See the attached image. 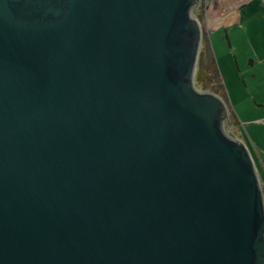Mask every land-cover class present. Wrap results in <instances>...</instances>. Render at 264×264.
<instances>
[{"label": "water", "instance_id": "water-1", "mask_svg": "<svg viewBox=\"0 0 264 264\" xmlns=\"http://www.w3.org/2000/svg\"><path fill=\"white\" fill-rule=\"evenodd\" d=\"M201 1L0 0V264H264Z\"/></svg>", "mask_w": 264, "mask_h": 264}, {"label": "crops", "instance_id": "crops-1", "mask_svg": "<svg viewBox=\"0 0 264 264\" xmlns=\"http://www.w3.org/2000/svg\"><path fill=\"white\" fill-rule=\"evenodd\" d=\"M246 2L248 0H205L206 13L203 18V28L209 38L223 80L224 77L228 80V76L229 79L231 76L238 77L247 72L248 69L253 70L254 67H257L258 71V66L262 61L259 53L261 46L258 43V36L257 34L253 35L243 23L244 15L239 10ZM227 92L229 106L237 118L236 126H240L242 123L245 125L247 122L254 124L252 125L253 129L248 133L263 166L264 143H262V138L264 140V137L259 130L264 127V115L255 118L250 117L249 115L259 110L252 104L253 102L250 100L245 107L242 103L233 102L230 91L227 90ZM237 137L246 143L245 137ZM259 173L264 188V166Z\"/></svg>", "mask_w": 264, "mask_h": 264}, {"label": "rangeland", "instance_id": "rangeland-1", "mask_svg": "<svg viewBox=\"0 0 264 264\" xmlns=\"http://www.w3.org/2000/svg\"><path fill=\"white\" fill-rule=\"evenodd\" d=\"M242 8L243 10H241ZM242 8L239 10L244 15L242 20L243 23L246 25V27H248L249 31L253 35L257 34L258 36V43L261 46L259 53L261 55L262 61L258 66V71L257 67H254L253 70L248 69L247 72L240 74V76H238L239 79L235 76H231L229 79L228 76V80L224 77L223 81L225 88H227L226 90L230 91L231 93L233 102L235 101V103H242L245 107L246 103L250 100L253 102L252 104H254L256 109L258 108L259 110H256L257 112L249 116L255 118L259 115H264V0H248V2H246ZM231 29L232 27L230 28V31ZM249 62L250 58L248 60V64ZM252 125H254L253 122H247L245 125L242 123L240 126L236 127L233 125H228V131H232L233 134L241 138L245 137L246 144L260 172L264 165L262 166L260 157L258 156L248 133V131L250 132L251 129H253ZM262 128L259 130V132H261V135L264 137V129ZM262 141V143H264L263 138Z\"/></svg>", "mask_w": 264, "mask_h": 264}, {"label": "trees", "instance_id": "trees-1", "mask_svg": "<svg viewBox=\"0 0 264 264\" xmlns=\"http://www.w3.org/2000/svg\"><path fill=\"white\" fill-rule=\"evenodd\" d=\"M206 13L205 0L201 1L200 5L195 8L194 15L200 20L203 27V18ZM195 84L199 89L204 91H212L220 95L226 102L229 110V118L227 119V125H235L237 123L236 116L232 113V110L228 103V94L225 88L224 81L221 77L219 67L217 65L214 52L211 48L209 38L203 28V41L199 54L197 71L195 76Z\"/></svg>", "mask_w": 264, "mask_h": 264}]
</instances>
